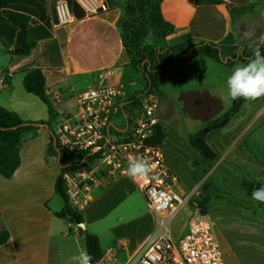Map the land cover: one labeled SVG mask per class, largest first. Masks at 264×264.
<instances>
[{"label": "crops", "instance_id": "crops-1", "mask_svg": "<svg viewBox=\"0 0 264 264\" xmlns=\"http://www.w3.org/2000/svg\"><path fill=\"white\" fill-rule=\"evenodd\" d=\"M101 1L107 6L106 11L82 19L74 16L71 22L57 25L54 0H0V107L16 112L25 122H50V126L38 125L24 133L19 167L11 178L0 174V235L5 231L9 234L7 241L0 244V264H71V256L86 249L78 226L60 217L64 202L55 191V183L61 160L59 162L57 152L53 154L48 148L51 137L63 116L76 111L77 97L102 83L123 87L122 121L114 123L117 129L124 130L128 123L126 114L133 108L131 100L146 89L142 74L130 65L123 43L121 18L127 0ZM161 10L164 19L174 28L165 36L150 37L147 41L162 48L211 42L223 52L232 53L237 45L249 46L247 26L254 20L264 24V0H222L221 4L163 0ZM6 11L29 17L30 41L36 43L29 55L11 52L15 47L17 27L6 18ZM218 64L221 63L200 54L184 65L171 66L157 94L159 126L166 135L161 143L164 161L177 176L173 189L185 197L193 194L206 179V164L190 146L188 138L205 124L201 113H209L210 107L193 113L187 107L204 106L201 97H193L191 104L183 96L206 93L224 104L219 89L206 81L216 76ZM32 69L44 70L46 93L54 109L52 114L44 102L24 88V78ZM140 78L143 88L127 94L126 85ZM259 125L241 133L242 144L237 142L229 147L232 168L243 169L241 191L231 194L229 202L214 203L209 188L211 200L206 214L210 218L212 206L214 219L210 220L225 264H264V203L249 196L242 186L243 181L253 185L259 181L264 183V132L255 130ZM211 147L218 152V148ZM132 188L141 193L151 218L137 248L141 249L157 226L135 180L125 175L99 183L80 210L85 230L99 237L103 256L114 259V264L124 263L118 258L121 245L116 229L125 211L124 200ZM243 201L248 207L241 205ZM193 210L194 207L190 208L187 203L173 219L174 239L188 231Z\"/></svg>", "mask_w": 264, "mask_h": 264}, {"label": "built area", "instance_id": "built-area-1", "mask_svg": "<svg viewBox=\"0 0 264 264\" xmlns=\"http://www.w3.org/2000/svg\"><path fill=\"white\" fill-rule=\"evenodd\" d=\"M74 2L85 16L107 9L101 0ZM54 11L57 25L69 23L75 16L66 0L56 1ZM123 95L119 85L102 83L92 87L77 97L76 111L64 115L56 127L53 140L60 160L80 165L64 175L70 203L81 210L94 187L125 176L128 157L142 155L154 166L153 172L135 181L155 217L157 230L138 255L125 264H225L212 221L200 206H194L186 234L179 239L172 236L171 222L192 194L185 197L175 192L177 176L166 166L161 144L152 142L160 124L158 96L142 95L127 114L129 124L119 130L113 117L123 110ZM114 263V259L103 256L92 264Z\"/></svg>", "mask_w": 264, "mask_h": 264}, {"label": "trees", "instance_id": "trees-1", "mask_svg": "<svg viewBox=\"0 0 264 264\" xmlns=\"http://www.w3.org/2000/svg\"><path fill=\"white\" fill-rule=\"evenodd\" d=\"M66 1L77 19L85 17L84 11L74 0ZM162 1L127 0L123 6L121 27L124 47L129 55L130 65L140 72L146 81L145 91L131 100V106H135L140 97L145 93L160 94V84L167 70L174 65H184L197 55L202 54L228 67H235L238 63H247L248 59L252 57L253 48L256 46H259L261 53L264 54V42L252 47L237 45L232 53L223 52L219 46L211 42H189L168 48H162L149 43L147 41L148 38L165 36L174 28L162 15ZM197 3L221 4L222 0H197ZM5 16L17 27L15 47L11 52L21 56L29 55L36 46V43L30 41L29 37V17L12 11H6ZM45 84V73L42 69H32L27 72L24 78L25 90L44 102L52 114L54 111L53 104L47 96ZM202 94L194 92L188 93L183 97L189 99L191 96L201 97ZM245 101L247 100L243 98L237 99L232 109L224 116L207 122L196 134L188 138L190 146L200 154L207 167H211L218 161L217 152L207 142L208 135L224 129L232 118L240 112ZM38 125L50 126V122L43 120L25 122L16 112L0 107V174L4 178H11L20 165V149L24 142V133L34 130ZM53 136L48 148L53 154H56ZM165 137L164 131L158 126L152 142L154 144H161ZM79 167V164H65L63 158H61L60 174L55 183V191L64 202L60 217L76 226L84 223L85 219L82 212L74 208L70 203L68 184L64 175ZM242 186L245 188L247 194L252 196L255 185L243 181ZM209 188L210 184L205 182L202 186V192L197 197L199 206L205 214L207 213V204L211 200ZM78 228L79 233L85 238L86 250L93 257L92 263L99 261L103 257L99 237L83 230L81 227ZM8 236L7 231L3 232L0 235V244L5 243Z\"/></svg>", "mask_w": 264, "mask_h": 264}, {"label": "rangeland", "instance_id": "rangeland-1", "mask_svg": "<svg viewBox=\"0 0 264 264\" xmlns=\"http://www.w3.org/2000/svg\"><path fill=\"white\" fill-rule=\"evenodd\" d=\"M243 30L244 29H242V31ZM245 32L250 33L246 41L247 45H249L248 47L264 42V24L261 23V21L254 20L245 28ZM218 65L216 76H211V78H207L206 81L209 82V85L215 86L219 89L218 91L222 95L224 104L219 98H210L206 93H203L201 96V105L204 106H194V104H192L193 96L188 99L191 101L190 103L192 105L187 108L193 113L202 112L201 110H204V107H210L209 113H201L205 124L211 120L224 116L232 109L234 102L237 100L233 101L228 97L226 88V80L228 76L231 75L233 68H226L221 64ZM194 82L198 83V80H195ZM143 85V80L140 78L139 80L128 83L125 91L127 94H130L133 90L136 91L142 89ZM263 117L264 97L256 101H245L240 112L232 118L224 129L210 134L207 138L208 144L218 148L217 150L219 152H217L218 161L214 165L211 167L205 165L206 179L204 183L208 182L210 184L211 193L215 200L214 203H218L220 200L229 202V196L231 194L236 195L241 191L240 183L244 178L243 169L241 171V167L232 168V165L229 162V147L234 146L237 142L239 145L242 144L244 138L242 136L240 137L241 133L244 131L248 132L256 125H259L262 122ZM113 121L121 122V114L114 116ZM255 130L264 132V121L259 127H256ZM237 137L239 138L236 139ZM230 158H232V156ZM202 186L203 185L195 188L192 198H190L189 201L190 208H193L195 205L199 206L197 195L202 192ZM241 205L248 207L244 201ZM124 207L125 211L122 213L121 218L118 219L119 225L116 229V235L119 238L121 245L120 248H123L121 250L120 248L118 249V253H120V257L118 258L120 262H124L122 264L127 263L128 260L138 255L143 249L144 246L137 250L139 244L143 241V237L148 230L151 220L146 211L145 201L143 200L141 193L134 188H132L130 195L124 200ZM212 209L213 207L211 206L209 215L213 220L214 216L211 212L213 211Z\"/></svg>", "mask_w": 264, "mask_h": 264}, {"label": "clouds", "instance_id": "clouds-1", "mask_svg": "<svg viewBox=\"0 0 264 264\" xmlns=\"http://www.w3.org/2000/svg\"><path fill=\"white\" fill-rule=\"evenodd\" d=\"M228 97L256 101L264 97V54L259 46L252 50L247 63L237 64L226 80ZM153 165L142 155L129 156L124 174L132 179H145L153 172ZM93 257L85 249L71 256V264H92Z\"/></svg>", "mask_w": 264, "mask_h": 264}, {"label": "water", "instance_id": "water-1", "mask_svg": "<svg viewBox=\"0 0 264 264\" xmlns=\"http://www.w3.org/2000/svg\"><path fill=\"white\" fill-rule=\"evenodd\" d=\"M122 106H124V105H122ZM126 116H127V114H126ZM128 124L129 123H127V125ZM54 143H55V139H54ZM59 162H60V157H59ZM92 166H95V163H93ZM252 196L256 200L261 201V202L264 203V183H262L260 181L255 183V187H254ZM78 227H81L84 230L86 229L85 223H82V224L78 225Z\"/></svg>", "mask_w": 264, "mask_h": 264}]
</instances>
